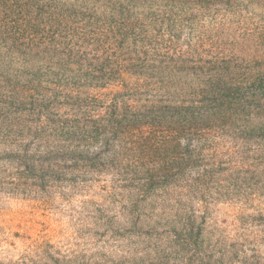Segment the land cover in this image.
<instances>
[{
	"label": "rangeland",
	"instance_id": "1",
	"mask_svg": "<svg viewBox=\"0 0 264 264\" xmlns=\"http://www.w3.org/2000/svg\"><path fill=\"white\" fill-rule=\"evenodd\" d=\"M0 264H264V0H0Z\"/></svg>",
	"mask_w": 264,
	"mask_h": 264
}]
</instances>
